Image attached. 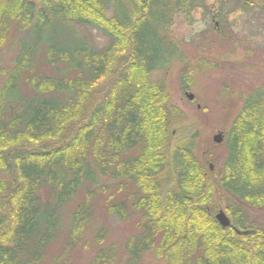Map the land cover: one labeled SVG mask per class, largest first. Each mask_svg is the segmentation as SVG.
Masks as SVG:
<instances>
[{"label": "trees", "instance_id": "obj_1", "mask_svg": "<svg viewBox=\"0 0 264 264\" xmlns=\"http://www.w3.org/2000/svg\"><path fill=\"white\" fill-rule=\"evenodd\" d=\"M203 2L128 0L109 16V0H0V47L15 51L0 68V264L46 263L99 212L139 234L121 258L99 228L90 264H138L152 251L165 264H264V229L243 208L264 207V88L246 97L214 173L199 130L168 155L186 115L152 74L183 62L172 16ZM74 25L111 42L99 51ZM225 195L237 201L227 229L213 202Z\"/></svg>", "mask_w": 264, "mask_h": 264}, {"label": "rangeland", "instance_id": "obj_2", "mask_svg": "<svg viewBox=\"0 0 264 264\" xmlns=\"http://www.w3.org/2000/svg\"><path fill=\"white\" fill-rule=\"evenodd\" d=\"M203 1L200 7L185 8L172 16L168 36L177 42L184 60L176 61L166 71L154 72L152 80L166 82L170 101L186 115L183 124L170 136L168 155L177 141L199 130L202 146L210 150L201 149L198 153L210 152L208 164L214 166L210 171L212 174L224 163L227 154L225 142L218 145L213 137L222 132L226 140V133L246 97L264 88V0ZM127 3L128 0H109L108 15L116 14L121 4L126 6ZM74 27L99 51L111 42L93 28ZM63 33L61 29L56 35ZM71 36L72 32L66 29L65 39ZM62 39V36L56 37V41ZM11 49L10 43L0 47V68L11 64L15 56V51ZM184 79L188 82L184 83ZM188 95H194V100L190 101ZM171 179L168 167L162 177L164 191L170 188ZM43 197L45 201H51L47 194ZM213 202L218 211H224L227 203L237 205V201L229 195L215 196ZM243 208L248 221L264 229V207L249 208L244 205ZM92 224L96 225L84 229L74 247L66 248L64 240L52 245L44 264H90L98 252L94 236L99 228L106 231L104 244L114 245L121 258L126 256L125 246L131 234H139L130 224H124L119 217L105 212H99ZM138 264H165V261L157 258L152 251L141 255Z\"/></svg>", "mask_w": 264, "mask_h": 264}, {"label": "water", "instance_id": "obj_3", "mask_svg": "<svg viewBox=\"0 0 264 264\" xmlns=\"http://www.w3.org/2000/svg\"><path fill=\"white\" fill-rule=\"evenodd\" d=\"M190 101L194 100V95H188L187 96ZM213 141L217 143L218 145H221L225 142V136L222 132L218 133L213 137ZM210 171L212 172L214 169L213 164H210ZM216 220L221 225L223 229H227L232 227V220L229 218V216L223 211L220 210L218 214L216 215ZM238 234H242L241 232H238Z\"/></svg>", "mask_w": 264, "mask_h": 264}, {"label": "flooded vegetation", "instance_id": "obj_4", "mask_svg": "<svg viewBox=\"0 0 264 264\" xmlns=\"http://www.w3.org/2000/svg\"><path fill=\"white\" fill-rule=\"evenodd\" d=\"M213 21H215L214 17H213Z\"/></svg>", "mask_w": 264, "mask_h": 264}]
</instances>
